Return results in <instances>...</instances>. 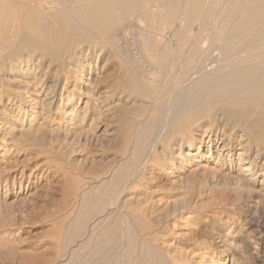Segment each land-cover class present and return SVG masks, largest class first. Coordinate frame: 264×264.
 <instances>
[{
    "label": "bare ground",
    "instance_id": "bare-ground-1",
    "mask_svg": "<svg viewBox=\"0 0 264 264\" xmlns=\"http://www.w3.org/2000/svg\"><path fill=\"white\" fill-rule=\"evenodd\" d=\"M113 1L0 0V144L9 142L17 146L40 140L39 143L48 132L72 134L73 138H79L81 147L78 148L85 157L88 153L85 145L105 139L104 155L108 163L94 170L95 179L106 176L114 164L124 162L122 160L130 153L132 137L135 142L139 140L136 133L141 131L144 122L138 128L140 120L150 111L157 117L154 124L151 123L160 125L153 127L157 130L151 128L155 131L151 138L157 143L156 146L150 141L157 147L154 146L152 161L160 160V164L171 169L181 164L179 171L183 176L190 171L187 166H194V170L204 175L217 172L227 186L234 187L238 196L248 197L254 206L264 205V0H251V8H240L241 15L232 27L214 32L215 36L211 34L215 37L212 47L220 50V64L202 72L178 94L169 97L168 85L172 78H177L179 58L183 54L180 57L179 51L166 44L168 48L162 47L155 58L158 61L155 60L154 68L160 74L159 71L155 72L157 76L151 73L148 67L138 63L139 58L136 61L132 47L127 49L119 44L113 21L121 4L117 0L119 5L115 7L116 0ZM161 74V80L151 78ZM141 93L145 97H141ZM58 115L67 121L56 122ZM148 124L150 122L145 125ZM142 131L140 135L147 130ZM1 147L6 149L5 145ZM74 148L67 149L65 155L77 154ZM214 158L217 160L212 164ZM193 172H189L191 176ZM136 183L139 184L136 181L128 190L124 186L127 193L133 192ZM154 190L151 188L148 192ZM148 192L143 191L141 197L133 192L134 197L130 196L134 200H121L115 205H141L151 195ZM140 224L141 231L152 235L150 221ZM258 238L261 239L258 233L249 236L251 248L255 241L260 242Z\"/></svg>",
    "mask_w": 264,
    "mask_h": 264
},
{
    "label": "rangeland",
    "instance_id": "rangeland-1",
    "mask_svg": "<svg viewBox=\"0 0 264 264\" xmlns=\"http://www.w3.org/2000/svg\"><path fill=\"white\" fill-rule=\"evenodd\" d=\"M118 2L113 3L115 7H120H117L113 31L118 34L117 39L122 47H132L131 53L136 52L135 56L131 55L136 61L139 58L138 63L148 67L150 72L158 73L159 70L154 68L158 61L155 58L162 47L165 48L167 44L170 49L179 51L180 57L183 54L179 58L177 78H172L168 85L171 90L168 97L178 94L182 87L194 81L195 77L197 79L202 72L213 70L218 66L216 64H220V50L212 47L215 37H211V34L213 36L233 26L241 15L240 8H251V0ZM151 73L153 76L154 73ZM152 76L161 80L163 74L160 77ZM140 96L145 97V94L141 93ZM150 113L142 115L145 118L141 117L138 125L139 128L142 121L145 124L150 122L151 126L143 122L140 127L141 131H150H142L140 135L141 131L138 130L135 138L139 140L135 142L132 137L130 144L133 142V146L129 144L130 153L133 151V154L129 153L130 156L122 160L124 162L114 164L106 176L95 179L92 174L108 163L104 155L105 139L85 145L88 151L85 157L78 148L81 145L79 138H73L72 134L48 132L46 138L41 139L44 142L29 141L17 146L9 142L0 144V264H264V205L254 206L248 197L244 196L246 201L242 195L238 196L234 187L227 186L217 172H214L215 175L207 172V176L202 173V176L200 170L187 166L190 171L183 176L180 174L181 164L180 168L177 163L171 169L168 165L160 164V160L152 161L151 155L157 143L151 138L155 132L151 128H156L157 122L153 125L156 116ZM63 119L65 117L58 115L55 121L63 124L67 121ZM71 146L75 147L77 154L65 155ZM134 156L139 157V161ZM214 159L212 164L217 160ZM189 172H193V175ZM136 181L141 187L136 183L133 192L137 196L141 197L143 191L148 192L151 188L157 191L148 192L152 196L142 203L144 206L115 205L126 199L134 200V193L128 194L127 190ZM142 221L151 222L152 235L141 231ZM247 233L249 236L258 233L261 237L258 238L260 242L253 243L255 248H251L252 242L248 241ZM245 237H248L247 242Z\"/></svg>",
    "mask_w": 264,
    "mask_h": 264
}]
</instances>
